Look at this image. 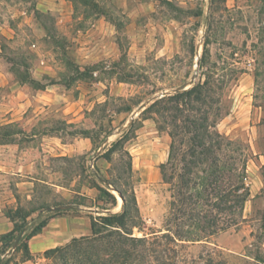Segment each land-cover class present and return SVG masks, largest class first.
<instances>
[{
	"label": "rangeland",
	"instance_id": "rangeland-1",
	"mask_svg": "<svg viewBox=\"0 0 264 264\" xmlns=\"http://www.w3.org/2000/svg\"><path fill=\"white\" fill-rule=\"evenodd\" d=\"M204 82V102L183 107L210 111L208 122L242 154L236 164L246 167L250 196L237 227L184 242L181 253L210 251L222 263L258 264L254 258L264 260V0H0V157L4 144L33 148L34 177L66 187L38 183L34 201L21 207L37 216L29 227L56 205L96 209L95 216L106 213L98 206L120 212L118 192L109 188L112 206L98 190L106 187L101 175L124 192L134 236L174 231L167 224L171 187L188 136L179 135V152L170 159V111L151 104L163 92ZM207 166L193 170L201 176ZM11 252L2 264L23 260L22 249ZM40 258L33 260L59 264Z\"/></svg>",
	"mask_w": 264,
	"mask_h": 264
},
{
	"label": "trees",
	"instance_id": "trees-1",
	"mask_svg": "<svg viewBox=\"0 0 264 264\" xmlns=\"http://www.w3.org/2000/svg\"><path fill=\"white\" fill-rule=\"evenodd\" d=\"M205 85L206 82L163 96L151 104V107L163 105L157 108L158 112L170 111V159L179 152V135L185 133L188 136V150L180 154L183 166L176 174L178 181L171 187L167 224H172L174 231L162 236H134L130 226H135L136 222L124 192L109 178L98 175V179L106 185L105 188L99 186L98 190L110 199L112 206L116 204V197L109 188L116 189L121 195V211L110 212L111 207L98 206L106 213L92 219L91 234L74 237L64 245L45 250L43 254L46 258L58 259L59 264H227L216 260L210 251L193 258H186L181 253L184 242L206 240L209 236L237 227L243 221V206L250 196L246 167L244 163L241 167L236 164V159L240 161L236 154H242L233 147L231 140L217 130L216 122H208L210 111L195 106L183 107L191 100L204 102L207 97ZM218 154L227 156L229 162H221ZM205 163L208 166L201 168V176H198L193 169ZM161 167L163 169L165 164ZM162 176L165 179L163 170ZM172 178L173 175L168 179ZM62 211L50 212L29 227L33 223L29 224L33 220L30 213L21 207L7 208L5 214L14 227L0 236V254L10 249L22 234L15 251L23 250L24 261L33 259L28 250V239L42 231L54 214ZM185 225L189 229H184ZM254 260L264 264L262 258ZM2 262L3 257L0 256V264Z\"/></svg>",
	"mask_w": 264,
	"mask_h": 264
},
{
	"label": "crops",
	"instance_id": "crops-1",
	"mask_svg": "<svg viewBox=\"0 0 264 264\" xmlns=\"http://www.w3.org/2000/svg\"><path fill=\"white\" fill-rule=\"evenodd\" d=\"M1 147L3 155L0 157V236L10 232L14 227L13 222L6 216L5 210L26 206L34 201L36 186L39 182L55 187L56 191L66 189L64 186L34 177V173H38V168L36 161L30 158L34 155L31 151L33 148L30 151H18L14 144H4ZM94 213L91 209L70 208L54 214L42 231L28 239L30 254L40 260L45 250L64 245L74 237L90 235L91 222L96 217ZM36 217L33 216L29 224ZM11 251L15 249L11 247L0 256H10ZM19 264H38V262L33 259L21 260Z\"/></svg>",
	"mask_w": 264,
	"mask_h": 264
},
{
	"label": "water",
	"instance_id": "water-1",
	"mask_svg": "<svg viewBox=\"0 0 264 264\" xmlns=\"http://www.w3.org/2000/svg\"><path fill=\"white\" fill-rule=\"evenodd\" d=\"M183 89H186V85H183L179 88H176L174 91L175 92H178L180 90H183ZM165 95H168V92H163L162 94H160V97H163ZM142 106H140V108H142ZM134 116V115H133ZM113 191L117 192L116 189L112 188ZM118 195L121 197V195L118 193ZM122 198V197H121ZM72 208V205L70 204H65V205H56V206H53V207H49L48 208V211H51V212H55V211H61V210H64V209H70ZM94 212H97V210L95 209ZM106 212V211H104ZM22 234L19 235L18 239H16V241L14 242L13 246H12V249H15L16 245L18 244V241H19V238L21 237Z\"/></svg>",
	"mask_w": 264,
	"mask_h": 264
}]
</instances>
